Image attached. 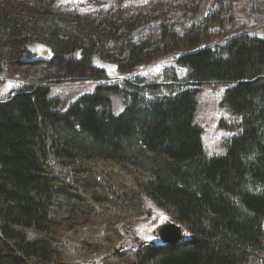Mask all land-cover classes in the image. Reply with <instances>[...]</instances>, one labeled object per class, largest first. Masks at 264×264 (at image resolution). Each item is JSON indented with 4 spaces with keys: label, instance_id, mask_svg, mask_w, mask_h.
Instances as JSON below:
<instances>
[{
    "label": "trees",
    "instance_id": "1",
    "mask_svg": "<svg viewBox=\"0 0 264 264\" xmlns=\"http://www.w3.org/2000/svg\"><path fill=\"white\" fill-rule=\"evenodd\" d=\"M233 23L231 5L177 28L118 9L64 13L55 0L0 3V65L104 76L66 109L44 84L0 101V264L101 253L102 264H264V36L208 45ZM176 52L160 82L124 77ZM210 83L229 84L220 128L232 135L208 158L194 119ZM146 202L173 216L181 243L127 239Z\"/></svg>",
    "mask_w": 264,
    "mask_h": 264
},
{
    "label": "rangeland",
    "instance_id": "2",
    "mask_svg": "<svg viewBox=\"0 0 264 264\" xmlns=\"http://www.w3.org/2000/svg\"><path fill=\"white\" fill-rule=\"evenodd\" d=\"M27 1L29 0H0V3ZM219 5L232 6L234 23L227 25L223 35L213 37L208 45L224 43L230 37L240 34L264 36V0H55V6L64 13L76 11L81 15H91L99 8L118 9L123 15L138 19L142 24L147 23V26H151L152 22L153 24L166 22L177 28H181L187 21H195L207 16ZM180 55L181 52H176L158 56L124 77L126 79L138 77L145 82H160L164 70L174 67V59ZM0 66L3 69L0 73V101L7 99L26 85L44 84L51 89L52 95L59 99L61 108L66 109L79 97L92 93L94 88L104 81V76L98 80L86 76L80 80L69 81L63 72L44 65L10 66L2 62ZM177 71L183 79L184 71L182 69ZM118 83L123 82L120 80ZM228 85V83H210L199 87L194 124L202 130V144L208 158L224 155L225 141L232 135L230 131L220 128L221 123L232 122V115L221 107V100ZM144 211L145 215L141 219L133 221L122 229L127 239L138 237V244L143 242L150 244L151 239L157 238L153 234L157 232L158 235V231L163 226L176 224L172 223L174 219L171 214L160 210L151 202H146ZM127 243H131V239ZM103 256L104 253L93 257L83 256L80 260L84 264H102Z\"/></svg>",
    "mask_w": 264,
    "mask_h": 264
},
{
    "label": "water",
    "instance_id": "3",
    "mask_svg": "<svg viewBox=\"0 0 264 264\" xmlns=\"http://www.w3.org/2000/svg\"><path fill=\"white\" fill-rule=\"evenodd\" d=\"M158 237L166 246H176L184 240L183 229L176 224H168L158 231Z\"/></svg>",
    "mask_w": 264,
    "mask_h": 264
},
{
    "label": "flooded vegetation",
    "instance_id": "4",
    "mask_svg": "<svg viewBox=\"0 0 264 264\" xmlns=\"http://www.w3.org/2000/svg\"><path fill=\"white\" fill-rule=\"evenodd\" d=\"M158 241L160 242L159 238H158ZM160 243H161V242H160ZM146 244H149V243H145V245H146Z\"/></svg>",
    "mask_w": 264,
    "mask_h": 264
}]
</instances>
